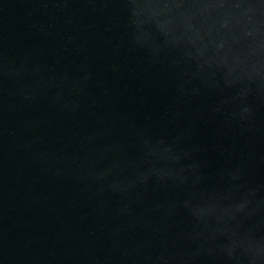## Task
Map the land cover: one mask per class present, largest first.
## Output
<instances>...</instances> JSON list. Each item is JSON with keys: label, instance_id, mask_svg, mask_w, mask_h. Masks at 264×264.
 Returning <instances> with one entry per match:
<instances>
[{"label": "water", "instance_id": "95a60500", "mask_svg": "<svg viewBox=\"0 0 264 264\" xmlns=\"http://www.w3.org/2000/svg\"><path fill=\"white\" fill-rule=\"evenodd\" d=\"M0 264H264V0H0Z\"/></svg>", "mask_w": 264, "mask_h": 264}]
</instances>
